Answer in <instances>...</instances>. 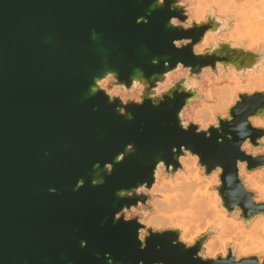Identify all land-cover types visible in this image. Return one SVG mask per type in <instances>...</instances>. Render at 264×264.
Listing matches in <instances>:
<instances>
[{"label": "water", "instance_id": "water-1", "mask_svg": "<svg viewBox=\"0 0 264 264\" xmlns=\"http://www.w3.org/2000/svg\"><path fill=\"white\" fill-rule=\"evenodd\" d=\"M152 3L0 0V264H66L65 257L73 264H107L109 251L117 259H134V228L112 223L125 203L115 192L150 180V165L169 154L172 144L190 143L210 160L225 161L226 172L235 170L236 156L249 159L250 168L260 163L216 145L215 137L206 141L180 131L171 107L131 105L136 119L128 121L102 91L89 95L94 77L108 70L118 71L126 87L139 75L134 69L151 76L162 70L163 58L204 64L237 55L227 45L222 51L229 55L221 57L194 58L191 45L176 51L172 38L195 42L209 26L170 29L167 19L174 13L167 6L153 11L149 24H137ZM153 57L162 58L159 68ZM257 95L237 122L264 106ZM127 143L137 153L116 165L104 186L92 187L93 164L103 167ZM80 178L85 187L73 191ZM51 187L58 192L50 193ZM82 239L88 240L86 249Z\"/></svg>", "mask_w": 264, "mask_h": 264}, {"label": "clouds", "instance_id": "clouds-1", "mask_svg": "<svg viewBox=\"0 0 264 264\" xmlns=\"http://www.w3.org/2000/svg\"><path fill=\"white\" fill-rule=\"evenodd\" d=\"M165 6L174 13L167 19L170 29L186 32L209 26L195 42L191 37L172 38L176 51L191 45L194 58L221 57L229 55L222 51L227 45L237 55L204 64L163 58L162 70L151 76L134 69L139 75H133L126 87L118 71L108 70L94 77L89 95L102 91L128 121L136 119L131 105L171 107L180 131L206 141L215 137L216 145L236 149L260 163L250 168L249 159L236 156L235 170L226 172L225 161L210 160L190 143L172 144L169 154L150 165V180L139 179L115 192L125 203L115 211L112 223L134 228L135 258L117 259L109 251L104 260L107 264H264V106L237 122L246 104L258 102L257 94L264 97V0H153L136 23L149 24L151 13ZM92 37L99 40L95 31ZM161 59L153 57L152 65L159 68ZM136 153V145L127 143L103 167L94 163L91 186H104L115 166ZM86 183L78 179L73 191ZM48 191L55 194L58 189ZM80 247L86 249L88 240L82 239Z\"/></svg>", "mask_w": 264, "mask_h": 264}]
</instances>
